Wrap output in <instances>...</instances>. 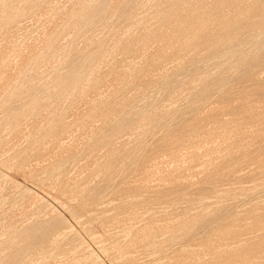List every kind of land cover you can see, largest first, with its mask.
<instances>
[{
    "label": "rangeland",
    "instance_id": "obj_1",
    "mask_svg": "<svg viewBox=\"0 0 264 264\" xmlns=\"http://www.w3.org/2000/svg\"><path fill=\"white\" fill-rule=\"evenodd\" d=\"M108 1L0 0V264L95 263L90 252L99 256L101 264H244L250 260L248 264H264V0H189L182 15L165 23L160 11L172 0ZM87 13H93L92 19L85 20ZM209 37L216 43H205ZM73 69L81 72L79 81L73 87L60 85L59 80ZM195 119H200L199 124ZM45 191L51 194L49 199L42 195ZM28 234L33 236L32 245L11 259ZM248 249H254L249 258L223 262L228 255Z\"/></svg>",
    "mask_w": 264,
    "mask_h": 264
},
{
    "label": "bare ground",
    "instance_id": "obj_2",
    "mask_svg": "<svg viewBox=\"0 0 264 264\" xmlns=\"http://www.w3.org/2000/svg\"><path fill=\"white\" fill-rule=\"evenodd\" d=\"M43 1V0H42ZM108 1V0H107ZM130 1V0H129ZM101 2V1H100ZM104 2V1H103ZM109 2V1H108ZM141 2V1H140ZM154 2V1H153ZM1 3V2H0ZM78 3V2H77ZM27 4V3H26ZM83 4H85V3H83ZM131 4H133V3H131ZM134 4H135V2H134ZM156 4V3H155ZM25 5V4H24ZM38 5V4H37ZM40 5V4H39ZM99 5H100V3H99ZM104 5V4H103ZM127 5V4H126ZM260 5V4H259ZM92 6V5H91ZM98 6V5H97ZM102 6V5H101ZM136 6V5H135ZM145 6V5H144ZM162 6H164V5H162ZM189 6H190V2H189V0H172V1H169L168 2V5H167V7H166V9H164V10H162V11H160V14H161V23H165V22H168V21H171V19H172V16H174V15H182V13H184L188 8H189ZM105 7V6H104ZM134 7V6H133ZM36 8V7H35ZM76 8V7H75ZM89 8H91V7H89ZM101 8V7H100ZM122 8V7H121ZM120 8V9H121ZM130 8V7H129ZM152 8V7H151ZM160 8V7H159ZM162 8V7H161ZM11 9V8H10ZM34 9V8H33ZM32 9V10H33ZM73 9V8H72ZM71 9V10H72ZM102 9H103V6H102ZM131 9V8H130ZM31 10V9H30ZM31 10V11H32ZM81 10V9H80ZM123 10V9H122ZM100 11H101V9H100ZM107 11V10H106ZM126 11H127V9H126ZM125 11V12H126ZM16 12V11H15ZM26 12V11H25ZM28 12H30L29 10H28ZM37 11H35V13H36ZM102 12V11H101ZM115 12H116V9H115ZM121 12V11H120ZM123 12V11H122ZM128 12H129V10H128ZM33 12H31V15H34V13L32 14ZM140 13V12H139ZM26 14V13H25ZM28 14V13H27ZM72 14V13H71ZM96 14H98V13H96ZM95 14V15H96ZM112 14V13H111ZM24 15V14H23ZM52 15V14H51ZM106 15V14H105ZM120 15V14H119ZM124 15H126V13H124ZM146 15V14H145ZM12 16V15H11ZM10 16V17H11ZM77 16V15H76ZM93 16V13H87V14H85V17H86V19L85 20H89L91 17ZM121 16H123L122 15V13H121ZM120 16V17H121ZM128 16V15H127ZM20 17V16H19ZM25 17V16H24ZM53 17V16H52ZM97 17V16H96ZM99 17V16H98ZM108 18H109V16H107ZM117 17H118V15H117ZM12 18V17H11ZM22 18V17H21ZM77 18V17H76ZM82 18V17H81ZM80 18V19H81ZM119 18V17H118ZM92 19V18H91ZM152 19V18H151ZM3 20V19H2ZM5 20V19H4ZM97 20V19H96ZM109 20V19H108ZM135 20V19H134ZM255 20V19H254ZM254 20H252V22H250V25L251 26H253L254 25V23H255V21ZM9 21H10V19H9ZM24 21V20H23ZM115 21V20H114ZM96 22V21H95ZM141 22V21H140ZM262 22V21H261ZM4 23V22H3ZM7 23V22H6ZM9 23V22H8ZM61 23V22H60ZM64 23H65V21H64ZM72 23V22H71ZM90 23V22H89ZM122 23V22H121ZM126 23V22H125ZM74 24V23H73ZM88 24V23H87ZM104 24H106V23H104ZM4 25V24H3ZM103 25V24H102ZM119 25V24H118ZM1 26H2V24H1ZM6 26V25H5ZM101 26V25H100ZM113 26V25H112ZM61 27V26H60ZM68 27V26H67ZM76 27V26H75ZM80 27V26H79ZM86 27H87V25H86ZM117 27V26H116ZM150 27V26H149ZM1 28V27H0ZM5 28V27H4ZM233 28V27H232ZM47 29V28H46ZM68 29H69V27H68ZM68 29H67V31H68ZM117 29V28H116ZM125 29V28H124ZM57 30V29H56ZM85 30V29H84ZM87 30V29H86ZM229 30V29H228ZM227 30V31H228ZM35 31V30H34ZM123 31V30H122ZM160 31H162L161 29H160ZM231 31V30H230ZM77 32V31H76ZM84 32V31H83ZM112 32V31H111ZM131 32V31H130ZM78 33V32H77ZM88 33V32H87ZM125 33V32H124ZM97 34V33H96ZM58 35V34H57ZM86 35V34H85ZM106 35V34H105ZM144 35V34H143ZM252 35H254V34H252ZM53 36H55V34L53 35ZM63 36V35H62ZM96 36V35H95ZM112 36V35H111ZM149 36V35H148ZM212 36V35H211ZM59 37V36H58ZM58 37H56V38H58ZM65 37V36H64ZM81 37H83V36H81ZM92 37V36H91ZM120 37V36H119ZM152 37V36H151ZM49 38V37H48ZM53 38V37H52ZM69 38H70V36H69ZM222 38V37H221ZM13 39V38H12ZM50 39V38H49ZM72 39H74V38H72ZM92 39V38H91ZM97 39V38H96ZM108 39V38H107ZM113 39V38H112ZM111 39V40H112ZM213 38H211V37H209L208 39H207V41L205 42V43H207V42H209L210 41V43L211 44H214V43H216V39H213ZM119 40V39H118ZM159 40V39H158ZM180 40V39H179ZM226 40V39H225ZM249 40V39H248ZM257 40V39H256ZM264 40V39H263ZM52 41V40H51ZM72 41V40H71ZM79 41V40H78ZM99 41V40H98ZM105 41V40H104ZM183 41V40H182ZM227 41V40H226ZM19 42V41H18ZM50 42V41H49ZM120 42V41H119ZM221 42V41H220ZM224 42V41H223ZM248 42V41H247ZM58 43V42H57ZM72 43V42H71ZM77 43V42H76ZM149 43V42H148ZM50 44V43H49ZM56 44V43H55ZM59 44V43H58ZM86 44H87V42H86ZM114 44H115V42H114ZM161 44V43H160ZM247 44V43H246ZM249 44V43H248ZM252 44H253V42H252ZM77 45V44H76ZM98 45H100V44H98ZM103 45V44H102ZM108 45V44H107ZM121 45V44H120ZM261 45V44H260ZM55 46V45H54ZM67 46V45H66ZM69 46V45H68ZM74 46H75V44H74ZM78 46V45H77ZM110 46V45H109ZM217 46V45H216ZM234 46V45H233ZM244 46V45H243ZM248 46V45H247ZM250 46V45H249ZM87 47V46H86ZM97 47V46H96ZM106 47V46H105ZM215 47V46H214ZM232 47V46H231ZM246 47V46H245ZM55 48V47H54ZM70 48V47H69ZM94 48V47H93ZM100 48V47H99ZM166 48V47H165ZM261 48H262V46H261ZM86 49V48H85ZM96 49V48H95ZM103 49V48H102ZM199 49V48H198ZM45 50V49H44ZM47 50V49H46ZM80 50V49H79ZM82 50H83V48H82ZM90 50H92V49H90ZM89 50V51H90ZM104 50L106 51V49L104 48ZM123 50V49H122ZM227 50V49H226ZM239 50V49H238ZM248 50V49H247ZM254 50H257V49H254ZM49 51V50H48ZM66 51V50H65ZM70 51V50H69ZM88 51V50H87ZM169 51V50H168ZM199 51V50H198ZM261 51V50H260ZM80 52V51H79ZM102 52V51H101ZM264 52V51H263ZM16 53V52H15ZM46 53H47V51H46ZM51 53V52H50ZM82 53H84V52H82ZM100 53V52H99ZM228 53V52H227ZM68 54V53H67ZM79 54V53H78ZM85 54V53H84ZM101 54V53H100ZM217 54V53H216ZM232 54V53H231ZM245 54V53H244ZM75 55H77V54H75ZM80 55V54H79ZM81 55H83V54H81ZM98 55V54H97ZM168 55V54H167ZM10 56V55H9ZM43 56H45L44 55V52H43ZM51 56V55H50ZM115 56V55H114ZM222 56V55H221ZM228 56V55H227ZM231 56V55H230ZM242 56V55H241ZM261 56V55H260ZM36 57V56H35ZM72 57H74V55L72 56ZM80 57V56H79ZM168 57V56H167ZM224 56H222V58H223ZM264 57V56H263ZM49 58V57H48ZM53 58V57H52ZM95 58V57H94ZM122 58V57H121ZM153 58V57H152ZM219 59H220V57H218ZM245 58V57H244ZM37 59V58H36ZM42 59V58H41ZM47 59V58H46ZM75 59H76V57L74 58V62H75ZM79 59V58H78ZM96 59V58H95ZM98 59V58H97ZM169 59V58H168ZM172 59V58H171ZM251 59V58H250ZM10 60V59H9ZM44 60V59H43ZM49 60V59H48ZM63 60V59H62ZM66 60V59H65ZM88 60V59H87ZM90 61L91 60H93V59H89ZM257 60V59H256ZM101 61H102V59H101ZM212 61V60H211ZM218 61V60H217ZM224 61V60H223ZM253 61V60H252ZM70 62V61H69ZM74 62H72V64L74 63ZM86 62V61H85ZM33 63V62H32ZM61 63V62H60ZM189 63V62H188ZM192 63V62H191ZM190 63V64H191ZM256 63V62H255ZM260 63V62H259ZM71 64V65H72ZM84 64V63H83ZM94 64V63H93ZM96 64V63H95ZM98 64H99V62H98ZM178 64V63H177ZM197 64H199V63H197ZM196 64V65H197ZM236 64V63H235ZM247 64V63H246ZM42 65V64H41ZM69 65H70V63H69ZM81 65V64H80ZM188 65V64H187ZM203 65V64H202ZM215 65V64H214ZM225 65V64H224ZM239 65V64H238ZM261 65H262V62H261ZM67 66V65H66ZM82 66V65H81ZM90 66V65H89ZM89 66L87 67V68H89ZM92 66V65H91ZM90 66V67H91ZM251 66V65H250ZM255 66V65H254ZM30 67V66H29ZM36 67V66H35ZM86 67V66H85ZM84 67V68H85ZM94 67V66H93ZM222 67V66H221ZM78 68H82V67H78ZM77 68V69H78ZM216 68V67H215ZM225 68V67H224ZM228 68V67H227ZM27 69V68H26ZM179 69V68H178ZM220 69V68H219ZM248 69V68H247ZM250 69H251V67H250ZM260 69V68H259ZM259 69H257V70H259ZM86 70V69H85ZM188 70V69H187ZM234 70V69H233ZM249 70V69H248ZM41 71V70H40ZM60 71V70H59ZM163 71V70H162ZM176 71H177V68H176ZM185 71V70H184ZM217 71H218V69H217ZM217 71H216V73H217ZM224 71V70H223ZM226 71V70H225ZM254 71V70H253ZM29 72V71H28ZM34 72V71H33ZM61 72V71H60ZM90 72H91V70H90ZM143 72V71H142ZM186 72V71H185ZM185 72H182V73H184V75L186 74ZM203 72V71H202ZM219 72H221V69H220V71ZM31 73V72H30ZM53 73V72H52ZM70 73V72H69ZM84 73H86V72H84ZM181 73V74H182ZM34 74V73H33ZM36 74V73H35ZM51 74V73H50ZM200 74V73H199ZM220 74H222V72L220 73ZM235 74V73H234ZM233 74V75H234ZM238 74V73H237ZM246 74V73H245ZM82 74H81V72L79 71V70H76V69H73L72 71H71V73H70V75L69 76H67L66 78H64V79H61V80H59L60 81V85H62V86H68V87H70L71 85H72V87H73V84H76L78 81H79V79H80V76H81ZM87 75V74H86ZM159 75V74H158ZM183 75V76H184ZM193 75V74H192ZM205 75V74H204ZM218 75V74H217ZM253 75V74H252ZM56 76H57V74H56ZM64 76V75H63ZM90 76V75H89ZM180 76V75H179ZM220 76V75H219ZM249 76H250V74H249ZM24 77H25V75H24ZM29 77H30V75H29ZM43 77V76H42ZM48 77V76H47ZM94 77V76H93ZM174 77V76H173ZM178 77V76H177ZM209 78H210V76H208ZM221 77V76H220ZM232 77V76H231ZM37 78V77H36ZM35 78V79H36ZM90 78V77H89ZM192 78V77H191ZM213 78H214V76H213ZM216 78V77H215ZM214 78V79H215ZM39 79H40V76H39ZM44 79V78H43ZM46 79V78H45ZM56 79V78H55ZM203 79V78H202ZM211 79V78H210ZM228 79V78H227ZM226 79V80H227ZM245 79V78H244ZM243 79V80H244ZM247 79H248V76H247ZM47 80V79H46ZM54 80V79H53ZM82 80V79H81ZM177 80V79H176ZM222 80H223V78H222ZM221 80V81H222ZM58 81V82H59ZM87 81V80H86ZM96 81V80H95ZM164 81V80H163ZM172 81V80H171ZM178 81H180V80H178ZM210 81V80H209ZM214 81V80H213ZM219 81V80H218ZM220 81V82H221ZM249 81V80H248ZM252 81V80H251ZM258 81V80H257ZM263 81V80H262ZM16 82V81H15ZM22 82V81H21ZM37 82V81H36ZM46 82V81H45ZM82 82V81H81ZM80 82V83H81ZM153 82V81H152ZM165 82V81H164ZM163 82V83H164ZM176 82V81H175ZM215 82V81H214ZM213 82V83H214ZM223 82H226V81H224L223 80ZM222 82V83H223ZM238 82V81H237ZM244 82V81H243ZM260 82H261V80H260ZM40 83V82H39ZM51 83V82H50ZM166 83H167V81H166ZM166 83H164V84H166ZM170 83V82H169ZM198 83V82H197ZM201 83V82H200ZM206 83V82H205ZM210 83V82H209ZM212 83V82H211ZM217 83V82H216ZM222 83H221V85H222ZM239 83V82H238ZM245 83V82H244ZM14 84V83H13ZM21 84V83H20ZM25 84H27V83H25ZM24 84V85H25ZM35 84V83H34ZM37 84H38V82H37ZM43 84H45V83H43ZM56 84V83H55ZM143 84V83H142ZM203 84V83H202ZM207 84V83H206ZM246 84V83H245ZM257 84V83H256ZM33 85V84H32ZM57 85V84H56ZM208 85V84H207ZM210 85H212L213 86V84H210ZM209 85V86H210ZM224 85V84H223ZM254 85V84H253ZM39 86V85H38ZM42 86V85H41ZM47 86V85H46ZM158 86V85H157ZM164 86V85H163ZM162 86V87H163ZM180 86V85H179ZM217 86H219V85H217ZM247 86V85H246ZM252 85H250V87H251ZM76 87V86H75ZM93 87V86H92ZM214 87H216V86H214ZM222 87V86H221ZM241 87H242V85H241ZM257 87V86H256ZM10 88V87H9ZM21 88V87H20ZM34 88H35V86H34ZM51 88V87H50ZM59 88H61V87H59L58 86V89ZM65 88V87H64ZM161 88V87H160ZM169 88V87H168ZM204 88V87H203ZM218 89H219V87H217ZM226 88V87H225ZM260 88V87H259ZM25 89V88H24ZM28 89H30V88H28ZM32 89V88H31ZM36 90H37V88H35ZM52 89H53V87H52ZM55 89V88H54ZM77 89V88H76ZM145 89V88H144ZM162 89V88H161ZM170 89V88H169ZM208 89V88H207ZM224 89V88H223ZM258 89V88H257ZM34 90V89H33ZM39 90H40V88H39ZM38 90V91H39ZM43 90V89H42ZM51 90V89H50ZM66 90V89H65ZM68 90V89H67ZM75 90V89H74ZM171 90H173V89H171ZM175 90V89H174ZM210 90V89H209ZM220 90H221V88H220ZM249 90H250V88H249ZM248 90V91H249ZM261 90V89H260ZM24 91V90H23ZM59 91V90H58ZM167 91V90H166ZM191 91V90H190ZM195 90H193V92H194ZM228 91V90H227ZM245 91V90H244ZM247 91V90H246ZM257 91V90H256ZM18 92H20V91H18ZM30 92V91H29ZM37 92V91H36ZM40 92H41V90H40ZM43 92V91H42ZM46 92V91H45ZM163 92V91H162ZM229 92V91H228ZM232 92V91H231ZM12 93V92H11ZM39 93V92H38ZM65 93V92H64ZM129 93V92H128ZM165 93V92H164ZM169 93H170V91H169ZM260 93V92H259ZM5 94H6V92H5ZM7 94H8V92H7ZM33 94V93H32ZM58 94V93H57ZM60 94V93H59ZM68 94V93H67ZM126 94V93H125ZM168 94V93H167ZM188 94V93H187ZM187 94H186V96H187ZM190 94V93H189ZM18 95V94H17ZM55 95V94H54ZM62 95H63V93H62ZM149 95V94H148ZM154 95H155V93H154ZM191 95V94H190ZM233 95V94H232ZM252 95V94H251ZM5 96L6 95H4V98H5ZM19 96V95H18ZM23 96H24V93H23ZM43 96V95H42ZM153 96V95H152ZM158 96H159V94H158ZM233 96H235V95H233ZM7 97V96H6ZM27 97V96H26ZM25 97V98H26ZM30 97V96H29ZM39 97V96H38ZM41 97V96H40ZM46 97V96H45ZM68 97V96H67ZM66 97V98H67ZM169 97V96H168ZM174 97V96H173ZM185 97V96H184ZM189 97V96H188ZM236 97V96H235ZM245 97V96H244ZM247 97V96H246ZM19 98V97H18ZM17 98V99H18ZM69 98V97H68ZM82 98V97H81ZM187 98V97H186ZM232 98V97H231ZM231 98H229V99H231ZM238 98V97H237ZM242 98V97H241ZM19 99H21V98H19ZM24 99V98H23ZM145 99V98H144ZM221 99V98H220ZM47 100V99H46ZM54 100V99H53ZM147 100V99H146ZM150 100V99H149ZM227 100H228V98H227ZM233 100V99H232ZM171 101V100H170ZM220 101H222V100H220ZM245 101V100H244ZM247 101V100H246ZM47 102V101H46ZM63 102V101H62ZM156 102H158V100L156 101ZM166 102V101H165ZM219 102V101H218ZM227 102V101H226ZM3 103V102H2ZM17 103V102H16ZM27 104H28V102H26ZM40 103H42V102H40ZM45 103V102H44ZM85 103V102H84ZM145 103V102H144ZM164 103V102H163ZM169 103V102H168ZM201 103V102H200ZM204 102H202V104H203ZM233 103V102H232ZM239 103V102H238ZM250 103V102H249ZM1 104V103H0ZM7 104H8V102H7ZM14 104V103H13ZM46 104V103H45ZM148 104H150V103H148ZM152 104V103H151ZM170 104H172V103H170ZM205 104V103H204ZM214 104V103H213ZM217 104V103H216ZM222 104V103H221ZM11 105V104H10ZM20 105V104H19ZM22 105V104H21ZM23 105H24V103H23ZM127 105V104H126ZM196 105V104H195ZM198 105V104H197ZM18 106V105H17ZM44 106V105H43ZM193 106V105H192ZM15 107V106H14ZM171 107V106H170ZM189 107V106H188ZM216 107V106H215ZM11 108V107H10ZM32 108V107H31ZM35 108V107H34ZM40 108V107H39ZM67 108V107H66ZM183 108V107H182ZM187 108V107H186ZM7 109H9V108H7ZM18 109V108H17ZM22 109V108H21ZM149 109V108H148ZM147 109V110H148ZM156 109V112H157V108H155ZM233 109V108H232ZM27 110H28V108H27ZM39 110V109H38ZM42 110V109H41ZM144 110V109H143ZM198 110V109H197ZM220 109H218L217 111H219ZM7 111H9V110H7ZM16 111V110H15ZM21 111V110H20ZM31 111V110H30ZM35 111V110H34ZM53 111V110H52ZM177 111V110H176ZM184 112H185V110H183ZM6 112V111H5ZM4 112V113H5ZM11 112V111H10ZM33 112V111H32ZM122 112V111H121ZM134 112V111H133ZM155 112V111H154ZM171 112V111H170ZM187 112V111H186ZM231 112V111H230ZM236 112V111H235ZM38 113H39V111H38ZM102 113V112H101ZM158 113V112H157ZM156 113V114H157ZM177 113V112H176ZM199 113H200V111H199ZM208 113V112H207ZM206 113V114H207ZM226 113V112H225ZM229 113V112H228ZM12 114H13V112H12ZM21 114V113H20ZM29 114H30V112H29ZM50 114V113H49ZM76 114V113H75ZM138 114V113H137ZM174 114V113H173ZM214 114V113H213ZM220 114V113H219ZM5 115H7V114H5ZM16 115V114H15ZM22 115V114H21ZM25 115H26V113H25ZM34 115V114H33ZM73 115V114H72ZM128 115V114H127ZM139 115V114H138ZM144 115V114H143ZM153 115V114H152ZM186 115H188V114H186ZM198 115H200V114H198ZM197 115V116H198ZM210 115H212V114H210ZM222 115V114H221ZM10 116V115H9ZM14 116V115H13ZM24 116V115H23ZM37 116H38V114H37ZM89 116V115H88ZM100 116V115H99ZM126 116V115H125ZM169 116H170V114H169ZM184 116V115H183ZM203 116V115H202ZM207 116V115H206ZM214 116H215V114H214ZM12 117V116H11ZM101 117V116H100ZM112 117H114V116H112ZM118 117V116H117ZM135 117V116H134ZM133 117V118H134ZM172 117V116H171ZM178 117V116H177ZM179 117H180V115H179ZM179 117H178V119H179ZM181 117H182V114H181ZM8 118V117H7ZM6 118V119H7ZM16 118V117H15ZM128 118V117H127ZM126 118V119H127ZM168 118V117H167ZM175 118V117H174ZM184 118V117H183ZM199 118V117H198ZM201 118V117H200ZM10 119H12V118H10ZM61 119V118H60ZM84 119V118H83ZM87 119V118H86ZM182 118H180V120H181ZM205 119V118H204ZM208 119V118H207ZM4 120V119H3ZM128 120V119H127ZM130 120V119H129ZM128 120V121H129ZM134 120H135V118H134ZM138 120V119H137ZM163 120V119H162ZM176 120V119H175ZM196 120V119H195ZM197 120H200V119H197ZM197 120H196V122H197ZM14 121V120H13ZM50 121V120H49ZM70 121V120H69ZM79 121V120H78ZM91 121V120H90ZM173 120H171V122H172ZM178 121V120H177ZM181 121H183V120H181ZM186 121V120H185ZM202 121H203V119H202ZM211 121H212V119H211ZM1 122V121H0ZM5 122V121H4ZM7 122V121H6ZM16 122V121H15ZM131 122H132V120H131ZM145 122V121H144ZM166 122V121H165ZM195 122V123H196ZM3 123V122H2ZM18 123V122H17ZM26 123V122H25ZM28 123V122H27ZM82 123V122H81ZM116 123V122H115ZM120 123V122H119ZM127 123V122H126ZM175 123H177L178 124V122H175ZM175 123H174V125H175ZM181 123V122H180ZM190 123V122H189ZM194 123V124H195ZM198 123V122H197ZM196 123V124H197ZM55 124V123H54ZM99 124V123H98ZM117 124V123H116ZM125 124V123H124ZM128 124H130V123H128ZM148 124H149V121H148ZM170 124V123H169ZM183 124V123H182ZM185 124H186V122H185ZM199 124V123H198ZM212 124V123H211ZM3 125V124H2ZM6 124L4 123V126H5ZM95 125V124H94ZM160 125V124H159ZM165 125V124H164ZM171 125V124H170ZM181 125V124H180ZM187 125V124H186ZM193 125V124H192ZM240 125V124H239ZM14 126V125H13ZM102 126V125H101ZM121 126V125H120ZM119 126V127H120ZM127 126V125H126ZM172 126H173V124H172ZM183 126V125H182ZM181 126V127H182ZM199 125H197V127H198ZM65 127V126H64ZM99 127H100V125H99ZM165 127V126H164ZM169 127H171V126H169ZM178 128H179V126H177ZM177 127H175V128H177ZM190 127H191V125H190ZM219 127V126H218ZM4 128V127H3ZM19 128V127H18ZM118 128V127H117ZM158 128V127H157ZM177 128V130H179ZM187 128V127H186ZM198 128H200V127H198ZM225 128V127H224ZM17 129V128H16ZM111 129H113V128H111ZM124 129H126V127L124 128ZM164 129V128H163ZM174 129V128H173ZM201 129H202V127H201ZM15 130V129H14ZM13 130V131H14ZM96 130V129H95ZM114 130V129H113ZM138 130V129H137ZM168 130H169V128H168ZM167 130V131H168ZM188 130H190V129H188ZM10 131V130H9ZM12 131V130H11ZM10 131V132H11ZM17 131V130H16ZM62 131V130H61ZM60 131V132H61ZM112 131V130H111ZM121 131V130H120ZM148 131V130H147ZM146 131V132H147ZM165 131V130H164ZM193 131V130H192ZM196 131V129L194 130V132ZM201 131V130H200ZM166 132V131H165ZM164 132V133H165ZM170 132V131H169ZM174 132H176L175 131V129H174ZM187 132V131H186ZM3 133H4V131H3ZM15 133V132H14ZM96 133V132H95ZM138 133V132H137ZM225 133V132H224ZM26 134V133H25ZM54 134V133H53ZM78 134V133H77ZM80 134V133H79ZM93 134H94V132H93ZM166 134V133H165ZM174 134V133H173ZM176 134V133H175ZM174 134V135H175ZM186 134V133H185ZM219 134V133H218ZM217 134V135H218ZM221 134V133H220ZM49 135V134H48ZM69 135V134H68ZM116 135V134H115ZM172 135V134H171ZM184 135V134H183ZM187 135H188V133H187ZM64 136V135H63ZM96 136V135H95ZM95 136H94V138H95ZM181 136V135H180ZM113 137V136H112ZM111 137V138H112ZM130 137V136H129ZM136 137V136H135ZM148 137V136H147ZM169 137V136H168ZM263 137V136H262ZM31 138V137H30ZM39 138V137H38ZM99 138V137H98ZM110 138V139H111ZM172 138V137H171ZM24 139V138H23ZM25 139H26V137H25ZM89 139V138H88ZM92 139V138H91ZM140 139V138H139ZM167 139V138H166ZM189 139V138H188ZM9 140H10V138H9ZM79 140V139H78ZM93 140V139H92ZM168 140V139H167ZM51 141V140H50ZM83 141V140H82ZM111 141V140H110ZM132 141V140H131ZM145 141V140H144ZM161 141V140H160ZM164 141V140H163ZM184 141V140H183ZM217 141V140H216ZM97 142V141H96ZM104 142V141H103ZM106 142V141H105ZM42 143V142H41ZM99 143V142H98ZM168 143V142H167ZM178 143V142H177ZM7 144H8V142H7ZM96 144V143H95ZM103 144V143H102ZM130 144V143H129ZM170 144V143H169ZM176 144V143H175ZM185 144V143H184ZM251 144V143H250ZM94 145V144H93ZM98 145V144H97ZM127 145V144H126ZM181 145V144H180ZM86 146V145H85ZM84 146V147H85ZM103 146H104V144H103ZM39 147V146H38ZM131 147V146H130ZM140 147V146H139ZM12 148H13V146H12ZM15 148V147H14ZM127 148V147H126ZM126 148H125V150H126ZM165 148V147H164ZM170 148V147H169ZM243 148V147H242ZM129 149V148H128ZM161 149H162V147H161ZM0 150H1V148H0ZM12 150V149H11ZM25 150V149H24ZM26 150H28V148L26 149ZM82 151V150H81ZM90 151V150H89ZM100 151V150H99ZM161 151V150H160ZM7 152V151H6ZM87 152H88V149H87ZM91 152V151H90ZM112 152V151H111ZM117 152V151H116ZM158 152V151H157ZM166 152V151H165ZM24 153V152H23ZM84 153V152H83ZM119 153V152H118ZM127 153V152H126ZM75 154H77V153H75ZM81 154V153H80ZM79 154V155H80ZM16 155V154H15ZM14 155V156H15ZM85 155V154H84ZM112 155V154H111ZM122 155V154H121ZM125 155V154H124ZM154 155H155V153H154ZM245 155V154H244ZM71 156H77V155H71ZM110 156V155H109ZM115 156V155H114ZM123 156V155H122ZM131 156V155H130ZM145 156V155H144ZM149 156H152V155H149ZM20 157V156H19ZM18 157V158H19ZM70 157V156H69ZM80 157H82V155L80 156ZM80 157H77V158H80ZM121 157V156H120ZM126 157V156H125ZM89 158V157H88ZM113 158V157H112ZM137 158V157H136ZM140 158V157H139ZM71 159H74V158H71ZM83 159V158H82ZM110 159V158H109ZM129 159V158H128ZM18 160V159H17ZM64 160H66V159H64ZM70 160V159H69ZM68 160V161H69ZM75 160V159H74ZM79 160V159H78ZM101 160V159H100ZM118 160V159H117ZM133 160H135V159H133L132 158V161ZM137 160V159H136ZM21 161V160H20ZM61 161V160H60ZM76 161H77V159H76ZM75 161V162H76ZM119 161H120V159H119ZM124 161V160H123ZM142 161V160H141ZM66 162V161H65ZM102 162V161H101ZM108 162V161H107ZM114 162H116V161H114ZM126 162V161H125ZM129 162H131V161H129ZM128 162V163H129ZM77 163V162H76ZM97 163V162H96ZM109 163V162H108ZM127 163V164H128ZM56 164H58V163H56ZM136 164V163H135ZM142 164V163H141ZM146 164V163H145ZM226 164V163H225ZM19 165V164H18ZM75 165V164H74ZM120 165V164H119ZM124 165V164H123ZM129 165H130V163H129ZM131 165H133V163L131 164ZM236 165V164H235ZM58 166V165H57ZM81 166V165H80ZM122 166V165H121ZM137 166V165H136ZM143 166V165H142ZM188 166V165H187ZM59 167H60V165H59ZM109 167V166H108ZM117 167V166H116ZM130 167V166H129ZM139 167V166H138ZM230 167V166H229ZM110 168V167H109ZM119 167H117V169H118ZM125 168V167H124ZM133 168V167H132ZM70 169V168H69ZM121 169V168H120ZM134 169V168H133ZM136 169V168H135ZM181 169V168H180ZM223 169V168H222ZM225 169V168H224ZM223 169V170H224ZM227 169V168H226ZM232 169V168H231ZM41 170V169H40ZM54 170V169H53ZM86 170V169H85ZM105 170V169H104ZM108 170V169H107ZM110 170V169H109ZM112 170V169H111ZM113 170H114V167H113ZM123 170V169H122ZM132 170V169H131ZM141 170V169H140ZM236 170V169H235ZM38 171V170H37ZM47 171V170H46ZM67 171H69V170H67ZM130 171V170H129ZM133 171V170H132ZM131 171V172H132ZM1 172H2V170H1ZM108 172V171H107ZM224 172V171H223ZM232 172V171H231ZM3 173H6V172H3ZM38 173V172H37ZM90 173H91V171H90ZM104 173V172H103ZM110 173H111V171H110ZM119 173V172H118ZM135 173V172H134ZM24 174V173H23ZM130 174H132V173H130ZM67 175V174H66ZM65 175V176H66ZM74 175V174H73ZM107 175V174H106ZM111 175V174H110ZM117 175V174H116ZM122 175V174H121ZM135 175H136V173H135ZM211 175V174H210ZM218 175V174H217ZM234 175V174H233ZM85 176V175H84ZM96 176V175H95ZM103 176V175H102ZM102 176H101V178H102ZM214 176V175H213ZM212 176V177H213ZM231 176V175H230ZM97 177V176H96ZM108 177V176H107ZM41 178V177H40ZM90 178V177H89ZM127 178H128V176H127ZM133 178V177H132ZM211 178V177H210ZM228 178V177H227ZM78 179V178H77ZM85 179V178H84ZM97 179V178H96ZM126 179V178H125ZM219 179H220V177H219ZM231 179H233V178H231ZM57 180V179H56ZM110 180V179H109ZM115 180H116V177H115ZM117 180H118V178H117ZM122 179H120V181H121ZM225 180H227V179H225ZM74 181V180H73ZM72 181V182H73ZM102 181V180H101ZM112 181H113V179H112ZM124 181V180H123ZM126 181V180H125ZM124 181V182H125ZM210 182V181H209ZM208 182V183H209ZM32 183H36V181L35 182H32ZM40 183V182H39ZM82 183V182H81ZM90 183V182H89ZM93 183H94V181H93ZM100 184L102 183V182H99ZM109 183H110V181H109ZM112 183V182H111ZM114 183V182H113ZM17 184V183H16ZM98 184V183H97ZM257 184V183H256ZM38 185V184H37ZM42 185H44V184H42ZM41 185V186H42ZM99 185V184H98ZM105 186H106V183L104 184ZM119 185V184H118ZM117 185V186H118ZM125 185V184H124ZM208 185V184H207ZM216 185V184H215ZM218 185V184H217ZM12 186H13V184H12ZM107 186H110V185H108V183H107ZM128 186H130V185H128ZM128 186H126V187H128ZM155 186V185H154ZM209 186H210V184H209ZM234 186V185H233ZM32 187H34V185H32ZM100 187H102V186H100ZM132 187H133V184H132ZM143 187V186H142ZM231 187V186H230ZM253 187V186H252ZM258 187V186H257ZM35 188V187H34ZM45 188V187H44ZM95 188V187H94ZM93 188V189H94ZM107 188V187H106ZM115 188V187H114ZM125 188V187H124ZM240 188V187H239ZM74 189H75V186H74ZM87 189V188H86ZM99 189V188H98ZM97 189V190H98ZM101 189V188H100ZM206 189H207V187H206ZM209 189V188H208ZM212 189V188H211ZM218 189V188H217ZM227 189V188H226ZM226 189L224 188V191H226ZM259 189V188H258ZM261 189V188H260ZM49 190V189H48ZM69 190V189H68ZM89 190H91V189H89ZM102 190V189H101ZM100 190V191H101ZM119 190H121V189H119ZM118 190V191H119ZM165 190V189H164ZM213 190V189H212ZM253 190V189H252ZM3 191V190H2ZM51 191V190H50ZM70 191H72L71 189H70ZM88 191V190H87ZM99 191V190H98ZM104 191H105V189H104ZM142 191V190H141ZM168 191V190H167ZM234 191V190H233ZM232 191V192H233ZM54 192V191H53ZM89 192V191H88ZM92 192V191H91ZM95 192H96V190H95ZM109 192H111V191H109ZM138 192H139V190H138ZM165 192V191H164ZM261 192V191H260ZM44 193V192H43ZM90 193V192H89ZM98 193V192H97ZM103 193V192H102ZM135 193H136V191H135ZM134 193V194H135ZM142 193V192H141ZM207 193V192H206ZM209 193V192H208ZM207 193V194H208ZM245 193V192H244ZM264 193V192H263ZM15 194V193H14ZM22 194V193H21ZM25 194V193H24ZM48 193V191H45V193L44 194H42L44 197L45 196H47V198H48V196L49 195H51V194H49ZM63 194H65V193H63ZM84 194V193H83ZM104 194H105V192H104ZM109 193H107L106 195H108ZM113 194V193H112ZM117 194V193H116ZM158 194V193H157ZM156 194V195H157ZM160 194V193H159ZM162 194H164V196L166 195V193H162ZM210 194V193H209ZM213 194V193H212ZM214 194H215V192H214ZM216 194H217V192H216ZM238 194H240V193H238ZM40 195V194H39ZM60 195V194H59ZM77 195V194H76ZM86 195H88V194H86ZM139 195V194H138ZM147 195V194H146ZM149 195H150V193H149ZM217 195H219V194H217ZM223 195V194H222ZM229 195V194H228ZM228 195H227V197H228ZM61 197H62V194L60 195ZM93 196V195H92ZM91 196V197H92ZM98 196V195H97ZM96 196V197H97ZM128 196V195H127ZM135 196V195H134ZM142 196V195H141ZM153 196V195H152ZM160 196H163V195H160ZM167 197H168V194L166 195ZM195 196V195H194ZM197 196V195H196ZM195 196V197H196ZM198 196H200L199 194H198ZM213 196V195H212ZM220 196V195H219ZM219 196H218V198H219ZM224 196V195H223ZM231 196V195H230ZM263 196V195H262ZM20 197V196H19ZM99 197V196H98ZM103 197V196H102ZM129 197V196H128ZM133 197V196H132ZM148 197H150V196H148ZM155 197V196H154ZM194 197V198H195ZM202 197V196H201ZM46 198V197H45ZM68 198V197H67ZM74 198V197H73ZM93 198H95V197H93ZM92 198V199H93ZM125 198L126 197H123V199L125 200ZM135 198V197H134ZM137 198H139V196L137 197ZM141 198V197H140ZM139 198V199H140ZM164 198H166V197H164ZM193 198V197H192ZM191 198V199H192ZM200 198V197H199ZM218 198H217V200H218ZM264 198V197H263ZM7 199V198H6ZM21 199V198H20ZM49 199V198H48ZM90 198H88V200H89ZM117 199V198H116ZM116 199L114 200V201H116ZM122 199V200H123ZM130 199H131V197H130ZM133 199V198H132ZM187 199V198H186ZM189 199V198H188ZM202 199V198H201ZM205 199V198H204ZM207 199H208V197H207ZM228 199V198H227ZM233 199V198H232ZM259 199V198H258ZM258 199H257V201H258ZM24 200V199H23ZM55 200H56V198H55ZM67 200H69L70 201V199H67ZM87 200V199H86ZM91 200V199H90ZM103 200V199H102ZM110 200V199H109ZM113 200V199H112ZM120 200V199H119ZM127 200V199H126ZM126 200H125V202H126ZM134 200H136V199H134ZM146 200V199H145ZM216 200V199H215ZM68 201V202H69ZM80 201V200H79ZM130 201V200H129ZM133 201V200H132ZM175 201V200H174ZM173 201V202H174ZM193 201H194V199H193ZM204 201V200H203ZM210 201V200H209ZM208 201V202H209ZM221 201V200H220ZM256 201V202H257ZM41 202V201H40ZM54 202H56V201H54ZM53 202V203H54ZM99 202V201H98ZM122 202V201H121ZM137 202V201H136ZM147 202V201H146ZM149 202V201H148ZM169 202H171V201H169ZM183 202V201H182ZM199 202H201V200L199 201ZM216 202V201H215ZM218 202V201H217ZM255 202V203H256ZM44 203V202H43ZM48 203V202H47ZM52 203V202H51ZM52 203V204H53ZM95 203V202H94ZM102 203V202H101ZM111 204L113 203V202H110ZM120 203V202H119ZM131 203V202H130ZM134 203V202H133ZM180 203V202H179ZM195 203V202H194ZM205 203V202H204ZM251 203V202H250ZM264 203V202H263ZM263 203H261L260 202V204H263ZM51 204V205H52ZM66 204V203H65ZM117 204V203H116ZM122 204H123V202H122ZM143 204V203H142ZM170 204H173V203H170ZM176 204V203H175ZM197 204V203H196ZM201 204H202V202H201ZM254 204V203H253ZM259 204V205H260ZM39 205V204H38ZM67 205V204H66ZM105 205V204H104ZM106 205H108L109 206V203H107ZM138 205H139V203H138ZM162 205V204H161ZM220 205V204H219ZM224 205V204H223ZM50 206V205H49ZM60 206V205H59ZM88 206V205H87ZM123 206V205H122ZM122 206H120V207H122ZM124 206H125V203H124ZM132 207L134 206V204L133 205H131ZM155 206V205H154ZM166 206V205H165ZM180 206H181V204H180ZM194 206V205H193ZM198 206V205H197ZM210 206V205H209ZM255 206V205H254ZM45 206L43 205V208H44ZM55 207V206H54ZM57 207V206H56ZM65 207V206H64ZM95 207H96V205H95ZM115 207V206H114ZM118 207V205H116V208ZM136 207V206H135ZM157 207V206H156ZM168 207H170V206H168ZM244 207H245V205H244ZM47 208V207H46ZM61 208V207H60ZM101 208V207H100ZM103 208H104V206H103ZM103 208H101V209H103ZM109 208V207H108ZM125 208H128V206H126ZM139 208V207H138ZM140 208H142L141 207V205H140ZM151 208V207H150ZM162 208V207H161ZM171 208V207H170ZM176 208V207H175ZM174 208V209H175ZM207 208V207H206ZM34 209V208H33ZM42 209V208H41ZM45 209V208H44ZM52 209V208H51ZM62 209V208H61ZM64 209V208H63ZM96 210L95 211H97V208H95ZM115 209V208H114ZM124 209V208H123ZM135 209V208H134ZM133 209V210H134ZM147 209V208H146ZM151 209H153V208H151ZM154 209H155V207H154ZM160 209V208H159ZM166 209V208H165ZM183 209V208H182ZM222 209V208H221ZM230 209V208H229ZM9 210V209H8ZM125 210V209H124ZM123 210V211H124ZM127 210V209H126ZM136 210V209H135ZM140 210V209H139ZM138 210V211H139ZM167 210V209H166ZM173 210V209H172ZM232 210V209H231ZM56 211V210H55ZM72 211V210H71ZM86 211V210H85ZM84 211V212H85ZM109 211V210H108ZM111 211H112V209H111ZM137 211V210H136ZM155 211V210H154ZM187 210H185L184 212H186ZM222 212H223V210H221ZM49 212V211H48ZM59 212V211H58ZM105 212V211H104ZM118 212V211H117ZM142 212V211H141ZM162 212V211H161ZM170 212V211H169ZM217 212V211H216ZM251 212V211H250ZM253 212V211H252ZM263 212V211H262ZM261 212V213H262ZM53 213H54V211H53ZM68 213H70V212H68ZM71 213H73V212H71ZM81 213V212H80ZM79 213V214H80ZM100 213V212H99ZM123 213V212H122ZM126 213H127V211H126ZM129 213V212H128ZM131 213V212H130ZM133 213H135V212H133ZM139 213H140V211H139ZM146 213H147V211H146ZM149 213V212H148ZM160 213V212H159ZM171 213V212H170ZM210 213V212H209ZM219 213V212H218ZM226 213H227V211H226ZM240 213V212H239ZM46 214V213H45ZM45 214H44V216H45ZM79 214H77V215H79ZM94 214V213H93ZM101 214V213H100ZM125 214V213H124ZM132 214V213H131ZM130 214V215H131ZM143 214V213H142ZM142 214H140V215H142ZM192 214V213H191ZM242 214V213H241ZM253 214V213H252ZM251 214V215H252ZM102 215V214H101ZM106 215V214H105ZM104 215V216H105ZM114 215H115V213H114ZM117 215V214H116ZM122 215V214H121ZM133 215H135V214H133ZM167 214H165V216H166ZM181 215V214H180ZM223 216L225 215L224 213L222 214ZM243 215V214H242ZM256 215V214H255ZM80 216V215H79ZM113 216V215H112ZM135 216H137V215H135ZM146 216V215H145ZM153 216V215H152ZM155 216V215H154ZM153 216V217H154ZM220 216V215H219ZM222 216V217H223ZM235 216L237 217V215H236V213H235ZM241 216V215H240ZM39 217V216H38ZM60 217V216H59ZM62 217V216H61ZM78 217V216H77ZM94 217H96V215H94ZM119 217V216H118ZM126 217V216H125ZM130 217V216H129ZM156 217V216H155ZM166 217H168V216H166ZM173 217V216H172ZM221 217V216H220ZM221 217V218H222ZM226 217V216H225ZM248 217V216H247ZM55 218V217H54ZM57 218V217H56ZM78 218H80V217H78ZM99 218V217H98ZM124 218V217H123ZM128 218V217H127ZM140 218V217H139ZM144 218V217H143ZM150 218V217H149ZM229 218H230V216H229ZM233 218V217H232ZM232 218L230 219V220H232ZM260 218V217H259ZM32 219H33V217H32ZM40 219V218H39ZM86 219V218H85ZM103 219V218H102ZM118 219H120V217L118 218ZM121 219H122V217H121ZM131 219V218H130ZM141 220H142V217L140 218ZM151 219V218H150ZM208 219V218H207ZM216 219V218H215ZM218 219V218H217ZM235 219V218H234ZM35 220V219H34ZM56 220H58V218L56 219ZM60 220V219H59ZM62 220H64V219H62ZM80 220H82V217H81V219ZM107 220V219H106ZM110 220H111V218H110ZM128 220V219H127ZM138 220V219H137ZM137 220H136V222L135 223H137ZM144 220H145V218H144ZM149 220V219H148ZM201 220V219H200ZM213 220V219H212ZM228 220V219H227ZM239 220V219H238ZM29 221V220H28ZM98 221V220H97ZM133 221V220H132ZM146 221V220H145ZM161 221V220H160ZM197 221V220H196ZM205 221V220H204ZM245 221V220H244ZM31 222H33V221H31ZM37 222V221H36ZM61 222V221H60ZM74 222H75V220H74ZM85 222H88V221H86L85 220ZM94 222V221H93ZM108 222V221H107ZM112 222H114V221H112ZM129 222H131V220L129 221ZM128 222V223H129ZM142 222H143V220H142ZM184 222V221H183ZM186 222V221H185ZM208 222V221H207ZM209 222H210V220H209ZM208 222V223H209ZM219 222V221H218ZM224 222V221H223ZM227 222V221H226ZM233 222V221H232ZM256 222V221H255ZM254 222V223H255ZM40 223V222H39ZM38 223V224H39ZM62 223H64V221L62 222ZM80 223V222H79ZM95 223V222H94ZM101 223V222H100ZM118 223V222H117ZM134 223V224H135ZM140 223V222H139ZM149 223V222H148ZM213 223V222H212ZM22 224V223H21ZM75 224H76V222H75ZM121 224V223H120ZM125 224V223H124ZM217 224V223H216ZM220 224V223H219ZM256 224V223H255ZM260 224V223H259ZM33 225V224H32ZM41 225V224H40ZM59 225H60V223H59ZM79 225V224H78ZM133 225V224H132ZM142 225V224H141ZM147 225V224H146ZM195 225V224H194ZM208 226H210L209 224H207ZM206 225V226H207ZM212 226H213V224H211ZM221 225V224H220ZM227 225V224H226ZM258 225V224H257ZM62 226V225H61ZM66 226H67V223H66ZM82 226V225H81ZM129 226H131V225H129ZM134 226H136V224L134 225ZM134 226H132V227H134ZM190 226V225H189ZM198 226V225H197ZM200 226V225H199ZM229 226H230V224H229ZM247 226V225H246ZM12 227V226H11ZM30 227V226H29ZM37 227V226H36ZM40 227V226H39ZM65 227V226H64ZM79 227V226H78ZM100 227V226H99ZM193 227V226H192ZM242 227V226H241ZM61 228V227H60ZM88 228H91V226L89 227L88 226ZM122 228V227H121ZM135 229H136V227H134ZM143 228V227H142ZM149 228V227H148ZM185 229H186V227H184ZM206 228V227H205ZM216 228H218V227H216ZM31 229V228H30ZM33 229V228H32ZM85 229V228H84ZM93 229H94V227H93ZM128 229H129V227H128ZM138 229H140V228H138ZM153 229V228H152ZM168 229V228H167ZM196 229V228H195ZM7 230V229H6ZM14 230V229H13ZM15 230H16V228H15ZM35 230V229H34ZM60 230V229H59ZM59 230H57V231H59ZM114 230H116V229H114ZM141 230V229H140ZM144 230V229H143ZM197 230V229H196ZM195 230V231H196ZM199 230H200V228H199ZM202 230V232H203V229H201ZM253 230V229H252ZM255 230H256V227H255ZM258 230V229H257ZM27 231V230H26ZM36 231V230H35ZM34 231V232H35ZM37 231H38V229H37ZM65 231V230H64ZM64 231H62V232H64ZM73 231H74V228H73ZM95 231V230H94ZM128 231H130V230H128ZM127 231V232H128ZM133 231V230H132ZM136 231V230H135ZM138 231V230H137ZM166 231V230H165ZM188 231V230H187ZM186 231V232H187ZM205 231V230H204ZM251 231V230H250ZM1 232V231H0ZM6 232V231H5ZM9 232V231H8ZM52 232H54V231H52ZM56 232V231H55ZM54 232V233H55ZM70 232V231H69ZM72 232V231H71ZM97 232V231H96ZM117 232V231H116ZM116 232H114V233H116ZM147 232V231H146ZM178 232V231H177ZM217 232V231H216ZM255 232V231H254ZM11 233H12V231H11ZM24 233V232H23ZM32 233V232H31ZM38 233H39V231H38ZM37 233V234H38ZM48 233V232H47ZM89 233V232H88ZM91 233V232H90ZM94 233V232H93ZM124 233V232H123ZM158 233V232H157ZM215 233V232H214ZM253 233V232H252ZM1 234H2V232H1ZM43 234V233H42ZM83 234H84V232H83ZM105 234V233H104ZM109 234V233H108ZM125 234V233H124ZM128 234H129V232H128ZM172 234V233H171ZM170 234V235H171ZM185 234V233H184ZM195 234V233H194ZM202 234V233H201ZM259 234V233H258ZM14 235H15V233H14ZM19 235V234H18ZM17 235V236H18ZM23 235V234H22ZM25 235V234H24ZM41 235V234H40ZM48 235H50V233L48 234ZM51 235H52V233H51ZM93 235V234H92ZM112 235V234H111ZM157 235V234H156ZM160 235V234H159ZM207 235V234H206ZM248 235V234H247ZM253 235H254V233H253ZM44 236H46V235H44ZM97 236V235H96ZM115 236H118V235H115ZM121 236H122V234H121ZM130 236V235H129ZM138 236V235H137ZM147 236V235H146ZM145 236V237H146ZM196 236V235H195ZM200 236V235H199ZM205 236V235H204ZM255 236V235H254ZM10 237V236H9ZM22 237V236H21ZM47 237V236H46ZM49 237V236H48ZM108 237V236H107ZM109 237H111L110 236V234H109ZM108 237V238H109ZM123 237V236H122ZM154 237V236H153ZM160 237V236H159ZM164 237V236H163ZM190 237H191V234H190ZM205 237H207V236H205ZM219 237V236H218ZM8 238V237H7ZM13 238V237H12ZM41 238V237H40ZM71 238V237H70ZM77 238V237H76ZM84 238V237H83ZM86 238H87V235H86ZM116 238V237H115ZM165 238V237H164ZM172 238V237H171ZM178 238V237H177ZM191 238H193V237H191ZM190 238V239H191ZM202 238H204V237H202ZM220 238V237H219ZM11 239V238H10ZM46 239V238H45ZM51 239H53V238H51ZM56 239V238H55ZM58 239V238H57ZM79 239H80V237H79ZM79 239H77V240H79ZM91 239V238H90ZM124 239V238H123ZM126 239V238H125ZM144 239V238H143ZM147 239V238H146ZM159 239V238H158ZM195 239V238H194ZM210 239V238H209ZM249 239V238H248ZM37 240V239H36ZM40 239H39V237H38V241H39ZM41 240H42V238H41ZM44 240V239H43ZM64 240V239H63ZM72 240V239H71ZM129 240V239H128ZM162 240V239H161ZM228 240V239H227ZM239 240V239H238ZM2 241H5L4 239L2 240ZM17 241V240H16ZM61 241V240H60ZM85 241H87V239L85 240ZM124 241V240H123ZM155 241V240H154ZM160 241V240H159ZM166 241V240H165ZM174 241H175V239H174ZM252 241V240H251ZM259 241H260V239H259ZM258 241V242H259ZM18 242V241H17ZM20 242V241H19ZM33 242V236L32 235H29L28 234V236L26 237L25 236V239H24V241L21 243V245L20 246H16L15 248H14V251L12 252V256L10 257L11 259H17L18 257H20V253L22 252V249H25L26 250V248H27V250H28V247H29V245L31 244ZM40 242V241H39ZM64 242V241H63ZM67 242V241H66ZM88 242H89V240H88ZM91 242H92V240H91ZM90 242V243H91ZM95 242V241H94ZM99 242V241H98ZM103 242V241H102ZM120 242V241H119ZM158 242V241H157ZM162 242V241H161ZM169 242V241H168ZM198 242V241H197ZM244 242V241H243ZM5 243H7L6 241H5ZM42 243V242H41ZM50 244H51V242H49ZM55 243V242H54ZM112 243H114V242H112ZM128 243V242H127ZM143 243V242H142ZM174 243V242H173ZM172 243V245H174ZM191 243V242H190ZM195 243V242H194ZM244 243H246V242H244ZM15 244V243H14ZM34 244V243H33ZM36 244V243H35ZM61 243H59V245H60ZM75 244V243H74ZM123 244V243H122ZM220 244V243H219ZM259 244V243H258ZM6 245V244H5ZM32 245V244H31ZM68 245V244H67ZM78 245H79V242H78ZM127 245V244H126ZM149 245V244H148ZM180 245V244H179ZM211 245V244H210ZM261 245V244H260ZM38 246V245H37ZM37 246H35V247H37ZM46 246V245H45ZM51 246V245H50ZM75 246H76V244H75ZM91 246V245H90ZM120 246V245H119ZM128 246V245H127ZM190 246V245H189ZM204 246V245H203ZM202 246V247H203ZM250 246H251V244H250ZM7 247V246H6ZM5 247V248H6ZM9 247V246H8ZM40 247V246H39ZM39 247H38V249H39ZM49 247V246H48ZM56 247V246H55ZM93 247V246H92ZM185 247V246H184ZM187 247H188V245H187ZM201 247V248H202ZM34 248V247H33ZM42 248V247H41ZM40 248V249H41ZM60 248V247H59ZM86 248H87V246H86ZM96 248V247H95ZM102 248V247H101ZM111 248V247H110ZM155 248V247H154ZM160 248V247H159ZM189 248V247H188ZM191 248V247H190ZM189 248V249H190ZM194 248V247H193ZM196 248V247H195ZM246 248V247H245ZM4 249V248H3ZM32 249V248H31ZM62 249H63V247H62ZM68 249H70V248H68ZM97 249V248H96ZM113 249V248H112ZM118 249V248H117ZM152 249V248H151ZM178 249V248H177ZM176 249V250H177ZM180 249H183V248H180ZM90 250H91V247H90ZM116 250V249H115ZM139 250V249H138ZM192 250V249H191ZM194 250V249H193ZM258 250H260V249H258ZM9 251V250H8ZM33 251V250H32ZM32 251H30V252H32ZM88 251V250H87ZM97 251H99V250H97ZM101 251H102V249H101ZM114 250H112V252H113ZM160 251V250H159ZM165 251V250H164ZM184 251V250H183ZM187 251V250H186ZM212 251V250H211ZM238 251V250H237ZM240 251V250H239ZM243 251V250H242ZM25 252V251H24ZM27 252V251H26ZM68 252V251H67ZM76 252V251H75ZM82 252V251H81ZM103 252H104V250H103ZM234 252V251H233ZM254 252V249H248L245 253H232L233 255H228V257H225L224 259H223V262L224 261H227V262H232V263H235V261H237L238 262V259H244V258H249V256L252 254ZM9 253H10V251H9ZM9 253H8V255H9ZM99 253V252H98ZM110 253H111V250H110ZM140 253V252H139ZM153 253V252H152ZM185 253V252H184ZM35 254V253H34ZM84 254V253H83ZM143 254V253H142ZM199 254V253H198ZM206 254V253H205ZM261 254V253H260ZM0 255H2V253L0 254ZM6 255V254H5ZM29 255H31V253L29 254ZM51 255V254H50ZM79 255V254H78ZM106 255V254H105ZM218 255V254H217ZM259 255V254H258ZM4 256V255H3ZM22 256H24V254L22 255ZM21 256V257H22ZM84 256V255H83ZM132 256V255H131ZM162 256V255H161ZM165 256V255H164ZM163 256V257H164ZM8 257V256H7ZM9 257H8V259H9ZM34 257V256H33ZM32 257V258H33ZM90 257L93 259V262H95V263H89V264H101V263H98V262H100V261H98L99 259H98V257L96 256V254H95V252H90ZM129 257V256H128ZM259 257V256H258ZM2 258V257H1ZM4 258V257H3ZM2 258V259H3ZM25 258V257H24ZM27 258H28V255H27ZM40 258H42V257H40ZM57 258H58V256H57ZM124 258V257H123ZM131 258V257H130ZM21 259V258H20ZM26 259V258H25ZM35 259H36V257H35ZM34 259V260H35ZM44 259V258H43ZM56 259V258H55ZM69 259V258H68ZM74 259V258H73ZM81 259V258H80ZM183 259V258H182ZM203 259V258H202ZM1 260V259H0ZM19 260V259H18ZM31 260V259H30ZM72 260V259H71ZM115 260V259H114ZM157 260V259H156ZM218 260V259H217ZM258 260V259H257ZM4 261V260H3ZM60 261V260H59ZM76 261V260H75ZM190 261V260H189ZM195 261V260H194ZM209 261V260H208ZM10 262H11V260H10ZM13 262V261H12ZM26 262H27V260H26ZM25 262V263H26ZM87 262V261H86ZM115 262V261H114ZM252 262V260H250L249 262H245L244 264H248V263H251ZM2 263V262H1ZM4 263H5V261H4ZM15 263H17V262H14V263H9V264H15ZM22 263V262H21ZM30 263V262H29ZM68 263H70V262H68ZM136 263V262H135ZM152 263V262H151ZM213 263V262H212ZM242 263H243V261H242ZM6 264V263H5ZM23 264V263H22ZM83 264V263H82ZM113 264V263H112ZM165 264V263H164ZM208 264V263H207Z\"/></svg>",
    "mask_w": 264,
    "mask_h": 264
}]
</instances>
